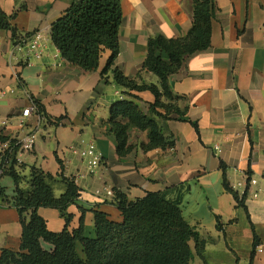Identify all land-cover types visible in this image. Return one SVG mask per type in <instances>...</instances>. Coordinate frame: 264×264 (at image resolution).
Returning <instances> with one entry per match:
<instances>
[{"label": "crops", "instance_id": "0c3cea01", "mask_svg": "<svg viewBox=\"0 0 264 264\" xmlns=\"http://www.w3.org/2000/svg\"><path fill=\"white\" fill-rule=\"evenodd\" d=\"M73 1L0 0V11L27 43L36 33L44 39L38 59L27 44L16 50L12 33L0 29V143L35 136L33 151L13 165L19 187L29 189L32 168L57 180L56 197L65 192L61 177L74 180L81 196L67 211L73 216L69 230L79 228L83 209L89 238L95 236V211L122 222L117 194L135 202L149 193H166L170 200L180 199L185 221L205 244L198 255L192 243V264H264V0H212L211 48L188 58L169 79L182 98L178 106L187 109L184 120L161 122L175 147L146 151L148 133L133 129L132 151L122 158L107 124L114 103L129 97L115 83L113 70L140 84L159 85L158 77L143 68L149 41L185 37L193 26V1L121 0L120 54L104 78L110 52L98 71L86 73L66 62L51 40L52 25ZM132 94L147 114L154 96ZM35 102L46 117L23 118ZM89 143L103 157L94 174L75 152ZM16 187L10 175L0 179V258L2 250L21 247L19 213L5 202ZM39 215L51 232L64 230L60 211L42 208Z\"/></svg>", "mask_w": 264, "mask_h": 264}, {"label": "trees", "instance_id": "16d2710c", "mask_svg": "<svg viewBox=\"0 0 264 264\" xmlns=\"http://www.w3.org/2000/svg\"><path fill=\"white\" fill-rule=\"evenodd\" d=\"M192 1L193 26L185 37L159 36L149 41L143 68L158 77L159 85L140 84L118 69L113 70L120 54V29L124 20L121 0H74L52 25L54 46L66 62L83 72L98 71L105 53L110 52L102 77L113 70L115 83L125 89L129 97L114 103L107 124L109 134L117 141V154L121 158L132 151L129 134L133 129L148 133L150 144L144 146L146 151L175 147V139L165 135L161 122L184 120L187 109L178 106L182 98L173 93L169 79L182 69L188 58L211 48L216 10L212 0ZM10 20L0 11V29L12 33L14 46L24 44L27 38L21 37ZM143 92H150L155 98L147 114L139 105L142 100L132 94ZM35 104L39 114L45 116L40 105ZM7 174L17 187L10 199L5 197V202L19 213L22 240L19 251L2 250L0 264H192V243L198 255L204 251L205 244L196 228L183 217L180 199L170 200L166 193H149L135 202L117 194L122 222L111 221L105 213L95 211V236L89 238L83 209L79 228L69 230L73 216L67 211L78 204L81 196V189L74 180L61 177L65 192L56 197L57 180L39 169L32 168L28 190L19 187L13 165ZM226 188L239 201L238 194L228 185ZM42 208L63 214L66 224L62 232L48 229L39 215ZM218 224L221 228L220 219ZM44 244L51 249H46Z\"/></svg>", "mask_w": 264, "mask_h": 264}, {"label": "built area", "instance_id": "2783aa9c", "mask_svg": "<svg viewBox=\"0 0 264 264\" xmlns=\"http://www.w3.org/2000/svg\"><path fill=\"white\" fill-rule=\"evenodd\" d=\"M43 40L42 34L36 33L29 43L24 42V44L14 46V48L16 50H21L23 46L27 44L29 52L34 54L36 58L40 59L43 54ZM33 113H39L35 103L31 108L24 110L22 115L23 118H28ZM7 123V120L3 122L4 125H7ZM34 146L35 136L27 138L22 143H12L10 141L0 143V179L7 175V172L12 165L21 162L20 157L23 153L33 151ZM75 152L88 160L90 174H94L103 162L102 155L97 151V148L93 143H89L85 145L84 148L75 150ZM255 184L256 182L252 181V185ZM107 195L114 196L111 191H107ZM254 197L256 198V195Z\"/></svg>", "mask_w": 264, "mask_h": 264}]
</instances>
